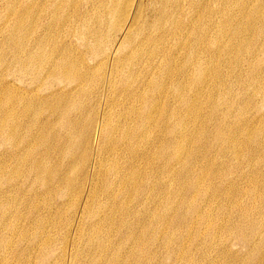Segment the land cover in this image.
<instances>
[{
	"label": "bare ground",
	"instance_id": "obj_1",
	"mask_svg": "<svg viewBox=\"0 0 264 264\" xmlns=\"http://www.w3.org/2000/svg\"><path fill=\"white\" fill-rule=\"evenodd\" d=\"M144 1L0 0V264H158L172 206L214 186L203 170L189 177L208 110L237 86L264 100V0ZM60 77L70 94L45 98ZM243 124L244 139H264V125ZM235 133L215 132L220 161L240 158ZM218 206L206 207L212 252ZM263 228L250 220L243 243L264 247ZM212 252L198 264H217Z\"/></svg>",
	"mask_w": 264,
	"mask_h": 264
},
{
	"label": "rangeland",
	"instance_id": "obj_2",
	"mask_svg": "<svg viewBox=\"0 0 264 264\" xmlns=\"http://www.w3.org/2000/svg\"><path fill=\"white\" fill-rule=\"evenodd\" d=\"M147 3H148L147 0H145L144 5H148ZM258 52L260 55L259 63L262 65L264 63V48H260ZM14 81L16 80L12 79L11 82L13 83ZM14 83L18 85V81ZM47 84L48 87L46 88L48 89L50 87L47 91L51 93L48 96H45V98L52 96L62 98V96L70 94V89H69L70 87L67 85V82H65V79L62 77H60V79H53L51 82L49 83L47 82ZM233 91L234 92L231 94V96H229V102L227 106L220 109L218 113L212 115L211 112H213V110L210 109L208 110V112L209 111L210 112L208 114L207 122L204 127V129L208 132V134L206 136V142L205 141L203 142L204 144L203 147L201 148L202 155L199 157L201 166L199 165L197 167L198 169H195V171L189 176L191 179L192 178L194 179L199 174V172L202 173L203 170V173L205 174L204 176L206 177V181H207L206 182L207 187L211 182L213 183L214 186L213 187L211 186L210 189L211 192H208L209 197L207 195H204L203 192L194 204L189 203L192 200L193 192L188 194L184 203H181L178 209L176 210L177 213H173V211L176 209V205L172 206L170 213L171 216H173V221L170 226V233L173 240L171 242L168 251H165L162 248L155 250L154 257L158 264H178V262L179 264H187V263L190 264L191 262H189L187 258L186 260L188 262L186 263L184 257H182V248L184 247L185 250L186 249L189 250L192 248L191 253L195 252L194 261L191 264H198V260L199 262H203L202 261L203 257L207 256V254L212 252L210 251L212 248L210 247L211 244H209L211 243L212 240L208 235V233L209 231L213 232L212 231L213 228L211 226L208 227L207 229L206 225H208L209 217L207 216L208 213L206 212V210L207 211L209 210L206 209V207L207 208H210L211 206L215 207L216 204L219 206L217 210L213 211L212 213L213 215L211 216V218L213 217L212 224L215 228L214 231L218 232V242L217 243L215 242L216 245L214 246L219 248L213 250V252L211 253V255L216 259V263L217 264H230V263L255 264L259 259L264 261V247L262 246L263 243H260L258 240L259 245L255 248H253V246L251 245L248 246L243 243V240L245 239H251L252 241H254L249 230L250 220L256 223L260 227V229L264 227V222H263L264 221V208H263L264 207V139L261 138L258 132H254L255 133L253 136L254 139L252 138L253 141L252 140L248 141L247 138L244 139L240 135V133H238L239 132L238 127L242 126V124L245 121L244 119L246 115L247 116L249 115L250 117L255 119L253 123H249V122L244 123L243 125H246V127L248 126L247 124H249L250 127L255 126L256 128H259L261 127V125H264V100H257L249 97L248 96V93L250 92L249 89H243V87L237 86ZM46 92H42L41 90H38L37 93L43 95L46 94ZM239 112H242V116L240 117L238 116ZM221 126L224 132L229 133L230 131H233L236 132L235 134H239L238 138L241 144L240 147L244 146L243 148L241 147L242 150L240 152L241 155L239 159L229 155L225 157L227 160L224 158L222 159L223 161H220L221 150L223 149L222 148L223 143L221 140L218 139L215 132ZM54 128H55L54 131H56L57 129L58 130L60 129L59 132L62 131V128H60L59 124L55 125ZM59 137L61 139L62 135ZM59 141L62 144L64 139H61ZM70 161L71 159L68 158L67 162ZM238 161H240V163ZM258 161L260 163H258ZM252 184L255 185V187L252 186ZM256 185L258 188L256 187ZM206 189L204 191H206ZM245 189L246 191H250V192L252 191L251 192L252 195L250 194V192L245 193L246 192L244 191ZM253 193L254 194L256 193L257 197L256 196L254 197ZM250 195L251 198H249ZM228 196L233 198V202H231ZM81 199L84 200L83 196L81 197ZM223 199L224 201H222ZM41 202H43V200ZM209 204H211V206ZM195 207L198 208L202 207V212L200 213L201 223L199 224H195V219H196L194 213ZM227 208L229 209L227 210ZM182 212L186 214L183 216ZM214 220L217 222H215ZM225 225L226 226L229 225V226L226 227ZM244 227L247 229H245ZM204 229L207 230L205 231ZM50 230L53 231V229ZM201 232L205 233L206 238L203 239L202 240L203 242H201V244L197 246L195 241L198 240ZM231 232L234 233V235ZM262 234H264V228ZM53 235H55V233H53ZM223 237L225 239L227 238V240H224ZM183 243L184 245L185 244L187 245L183 246ZM188 246L190 248H187ZM229 246H232L231 252H228L227 250ZM197 247L198 250H196ZM218 249L219 250L221 249L219 253L217 251ZM33 263L34 262H32V264Z\"/></svg>",
	"mask_w": 264,
	"mask_h": 264
}]
</instances>
